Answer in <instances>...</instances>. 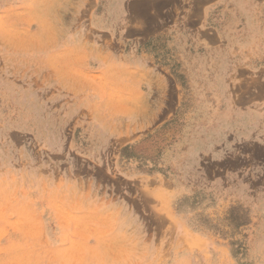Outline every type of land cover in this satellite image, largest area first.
Returning <instances> with one entry per match:
<instances>
[{
  "label": "rangeland",
  "instance_id": "rangeland-1",
  "mask_svg": "<svg viewBox=\"0 0 264 264\" xmlns=\"http://www.w3.org/2000/svg\"><path fill=\"white\" fill-rule=\"evenodd\" d=\"M192 1L0 0V264H264V44Z\"/></svg>",
  "mask_w": 264,
  "mask_h": 264
},
{
  "label": "crops",
  "instance_id": "crops-1",
  "mask_svg": "<svg viewBox=\"0 0 264 264\" xmlns=\"http://www.w3.org/2000/svg\"><path fill=\"white\" fill-rule=\"evenodd\" d=\"M228 1L193 0L190 11L201 14V19L195 22L191 17L185 21L184 8L181 15L172 19V28L178 36L177 55L191 52L192 56L202 58L201 54L215 50L221 43L230 52L241 50L254 54L259 48L261 50L260 46L264 44V0H233L229 4ZM215 14L218 17L213 18ZM190 26L194 27L192 31L185 29Z\"/></svg>",
  "mask_w": 264,
  "mask_h": 264
}]
</instances>
